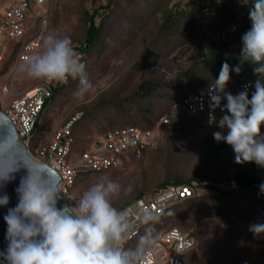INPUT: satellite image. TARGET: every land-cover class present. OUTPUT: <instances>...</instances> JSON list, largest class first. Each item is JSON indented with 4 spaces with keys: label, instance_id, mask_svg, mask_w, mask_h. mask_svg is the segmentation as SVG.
Wrapping results in <instances>:
<instances>
[{
    "label": "rangeland",
    "instance_id": "obj_1",
    "mask_svg": "<svg viewBox=\"0 0 264 264\" xmlns=\"http://www.w3.org/2000/svg\"><path fill=\"white\" fill-rule=\"evenodd\" d=\"M168 1L170 8H173L176 3H180L181 8L185 6L191 12L193 20L196 22L194 24L198 28L197 32L206 29L211 19L201 13L198 1ZM250 1L252 0L244 2ZM219 2L217 9H220L224 4ZM106 3L107 0H53L48 6L36 7V9L43 14L49 10L45 35L56 33L61 37L69 36L73 46H77V42L83 37L86 30L84 23L86 12H93ZM14 4V0H0V13ZM116 6L118 15L114 20H109L106 17L107 11H101L103 15L97 20L98 23L112 21L106 25L109 33L104 38L110 45L109 49L105 52H94L89 60H86V71L89 79L95 85V91L91 94V98L86 100L76 98L73 93L78 86V81L72 80L49 106L45 114L44 125L39 132L37 143H48L67 120L77 112H84L85 119L76 129L77 147L72 159L75 166L80 164L79 158L75 154L86 148L94 149L107 130L131 121L144 124L143 118L154 117L156 113L162 111L165 106L164 96L171 92L170 88L149 87L143 91H139V89L145 82L147 84L152 81L167 83L176 78L179 69L184 67L186 59L184 53L188 52V46L184 48V44L177 43L167 52L166 56L153 53L148 48L152 45L149 44L152 33L148 29L145 36L141 35L140 25L143 26L144 23L137 21V11L128 8L122 1L118 2ZM149 11L151 9L145 13ZM119 15L121 17H118ZM151 26L152 24L150 28ZM130 30L132 33L129 34ZM173 40L177 41L178 38L173 37ZM10 45L9 40L0 36V49L4 51L0 58V104L3 110L7 108L13 97L44 81L30 79L19 70L21 62L17 55L8 53ZM150 110L153 114L149 116L148 111ZM261 131L264 133V127ZM205 132L202 126L183 122L179 129L174 130L171 137H167L166 134L165 136L161 135L160 139L162 138V140L158 149L149 150L141 156L131 155L124 158L121 166L106 172L83 174L78 180L76 189L72 190L68 203L75 205L84 191L104 176L119 182L125 188L131 186V192L122 194L113 200V205L117 209L144 188H153L163 180L174 177L186 179L200 177L205 182L224 180V187L231 189L232 183L229 178L235 174L236 168L233 148L230 146V154L224 159L218 160L215 150L206 147L207 133ZM198 194L200 196L196 198L195 202L185 207L181 206L182 210L176 223L171 220L161 221L157 229L171 227L174 224L184 231L188 228L193 230L199 226L210 232L215 231L219 226L224 229L222 223L224 218L220 216L221 204L224 199H219L218 192L214 190L201 189L197 192ZM176 205H170L173 212L178 210ZM224 232L225 239L232 234L231 230ZM120 245H122L121 242ZM138 245L137 241H131L127 244L126 250H136ZM209 246L211 247L209 250L214 254L213 243H210ZM198 248L200 253L204 254L203 246L198 245ZM199 264L213 263L208 260L207 263L200 262Z\"/></svg>",
    "mask_w": 264,
    "mask_h": 264
},
{
    "label": "clouds",
    "instance_id": "obj_2",
    "mask_svg": "<svg viewBox=\"0 0 264 264\" xmlns=\"http://www.w3.org/2000/svg\"><path fill=\"white\" fill-rule=\"evenodd\" d=\"M248 18L251 27L241 36V63L254 65L257 79L233 95L226 91L230 73L239 75L241 67L225 61L208 89V124L221 130L213 132V138L233 148L235 163L254 162L264 168V0H252ZM19 70L35 80H77L73 95L80 100L90 99L95 91L69 36H43L41 50L23 57ZM253 87L249 98V88ZM222 100H226L223 105ZM200 108L203 110L202 100ZM217 109L225 113L218 121ZM17 170L0 172V206L7 208L3 217L6 247L0 250V264H142L145 246L152 243L151 235L141 237L136 250L124 249L120 242L126 238L129 225L125 212L113 205L114 199L131 192L130 185L125 188L107 176L101 177L73 205L61 203L64 197L59 185L52 187L34 180L29 169L15 189L16 205L8 207L11 197L6 187ZM260 189L264 192V183ZM142 219L147 223L157 217L145 212ZM249 231L260 236L264 224H252Z\"/></svg>",
    "mask_w": 264,
    "mask_h": 264
},
{
    "label": "trees",
    "instance_id": "obj_3",
    "mask_svg": "<svg viewBox=\"0 0 264 264\" xmlns=\"http://www.w3.org/2000/svg\"><path fill=\"white\" fill-rule=\"evenodd\" d=\"M120 1L124 2L128 8H133L135 12L137 11V21L144 23L143 26L139 24L141 35L145 36L148 29L152 33L151 41H149V44L152 45L148 47L150 51L158 55L166 56L167 52L171 50L174 45L179 43L180 45L184 44V48L188 46L189 54L188 52L187 54L184 53L186 57L184 60V67L179 69V74L176 78H173L167 83L152 81L147 84L145 82L139 89V91H143L149 87H167L171 89V92H168L164 96L165 106H163L164 108L161 112L156 113L154 117L146 116L143 118L142 122H144V124L147 123V125L131 121L124 125L113 127L104 133L102 140L108 132L124 127L137 126L144 129L154 128L159 119L169 114L185 97L191 94L204 93L209 86L214 83V79L218 77L221 66L225 61L233 67H241L239 75L234 71L230 73V81L226 91L232 94L238 93L239 85L254 75V65L250 62L241 63L244 57L241 55L242 43L240 42V38L251 27V21L248 18V9L252 1L245 3V0H193L198 1L201 13L211 19L206 29L202 32H197L198 28L196 24H194L196 22L193 20L191 12L185 6L181 8L180 3H176L173 8H170L168 0H107L106 4L95 9L93 12H86L84 20L86 26L85 33L77 42V46H73L79 54H82L85 66L86 60H89V57L92 56L94 52L100 53L109 49L110 45L104 38L107 37L109 33L106 25L112 21H102L98 23L97 20L103 15L101 11H107L108 14H105L106 17L109 20H114L118 15L116 13V5ZM219 1L224 4L220 9H217L216 7L220 3ZM150 9L151 11L145 13ZM204 9H208L209 12L204 13ZM118 17H121V15ZM151 24L152 26L150 28ZM128 33L130 34L132 31L130 30ZM173 37L178 38V40H173ZM17 48L18 44L11 42L8 53L10 55H17ZM71 82L72 79L70 78L65 85L54 88V95L49 102V106L57 95L67 88ZM152 114L153 112L151 110L148 111L149 116ZM85 116L83 112L82 119L73 129L74 145L70 163H72L75 148L77 147L76 129L85 119ZM183 122L204 127L205 133H207L206 147L215 150L218 160L224 159L230 154V145L223 141L216 142L213 138V132L221 131L218 127H207L201 121L185 113L174 118L170 124L163 125L161 127L162 134L171 137L174 130L177 128L179 129ZM43 125L44 121L35 136V144H38L39 132L42 130ZM224 134H227V130H224ZM161 140L162 138L158 140L155 147L144 151L143 154L149 150L158 149ZM100 142H98V144H100ZM98 144H96V146ZM91 150L93 149L86 148L75 155L80 159L83 152ZM235 167V174L229 178L230 183H232L231 189L224 187V180L205 182L200 177H190L187 179L183 177H174L163 180L153 188H144V190L136 196L126 200L118 210L123 211L137 199L166 185L188 184L193 186L197 192L201 189L217 191L219 195L218 198L224 199L220 209V216L224 218L222 220L224 229L219 226L215 231L213 230L210 232L208 230H203L202 227L199 226L193 230L188 228L184 231L182 228H178L176 224L171 227L167 226V228L157 229L161 221L166 222L171 220L176 223L179 213L182 210L181 206L184 205L185 207L195 202L196 198L200 196V194H198L194 198L178 203L176 205L178 207L176 212H173L172 208L169 207L158 223L156 231L178 228L187 237L196 241L195 248L183 256L184 264L207 263L208 260L213 264H264V234L254 236L253 233L249 231V226L252 224H264V192L260 189V185L264 183V168L257 166L254 162L244 164L236 163ZM95 173L97 172L80 170L72 190L76 189L78 180L83 174L90 175ZM229 207L231 208L230 210L228 209ZM226 230H231L232 234L228 236L229 238L225 239L223 233H225L224 231ZM140 239L141 236L132 241H137L139 244ZM129 242L125 244L123 247L124 249H127V244ZM210 243H213L212 249H215L214 254L210 251ZM198 245L203 246L204 254L200 253Z\"/></svg>",
    "mask_w": 264,
    "mask_h": 264
},
{
    "label": "built area",
    "instance_id": "obj_4",
    "mask_svg": "<svg viewBox=\"0 0 264 264\" xmlns=\"http://www.w3.org/2000/svg\"><path fill=\"white\" fill-rule=\"evenodd\" d=\"M52 1L14 0V5L0 13V36L18 44L17 58L19 62L22 63L23 57L41 49L42 38L48 27L49 10L43 14L39 13L36 7H46ZM203 12L208 13L209 10L204 9ZM3 53L4 51L0 49V58ZM80 58L81 62L85 64L82 54H80ZM256 79L257 77L252 75L243 81L238 87V93L243 90L246 84L254 83ZM66 83L43 81L13 97L4 112L16 127L19 140L28 153L36 161L48 164L60 175L61 180L58 185L67 202L80 170L108 171L121 166L124 158L131 155L141 156L144 151L155 147L162 135L161 127L170 124L182 113L194 117L207 127H217L215 124H208V88L204 93L185 97L169 114L161 117L152 129L129 126L108 132L93 150L82 153L79 159L80 164L75 166L70 163L74 145L73 129L82 119V112H77L67 120L55 132L50 142L35 144L34 141L43 124L49 102L54 95V88ZM252 91H254V87L249 88V98H251ZM201 100L203 101V110L200 108ZM224 103L226 100H222V105ZM224 114L217 109L215 112L217 121ZM196 196L197 191L193 186L180 184L157 188L137 199L123 210L129 228L126 238L121 241V246L124 247L127 242L150 234L152 243L145 246V258L142 264H184L183 256L195 248L196 241L187 237L178 228L162 231H156V228L171 204H178ZM145 212H150L157 219L145 223L142 219Z\"/></svg>",
    "mask_w": 264,
    "mask_h": 264
},
{
    "label": "water",
    "instance_id": "obj_5",
    "mask_svg": "<svg viewBox=\"0 0 264 264\" xmlns=\"http://www.w3.org/2000/svg\"><path fill=\"white\" fill-rule=\"evenodd\" d=\"M15 179L6 187L11 197L8 207H14L17 203L15 189L21 179L31 170L34 180L55 187L59 184L60 175L48 164L36 161L21 144L16 127L5 114L0 104V172H11ZM62 195V194H61ZM63 196V195H62ZM67 202L64 198L61 203ZM7 208L0 206V250L6 247L5 232L6 224L3 219Z\"/></svg>",
    "mask_w": 264,
    "mask_h": 264
}]
</instances>
